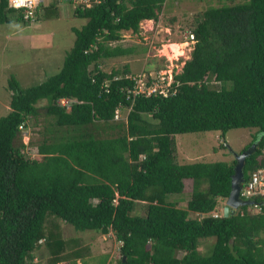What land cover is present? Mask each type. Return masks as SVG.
Returning <instances> with one entry per match:
<instances>
[{
	"label": "trees",
	"instance_id": "obj_1",
	"mask_svg": "<svg viewBox=\"0 0 264 264\" xmlns=\"http://www.w3.org/2000/svg\"><path fill=\"white\" fill-rule=\"evenodd\" d=\"M167 2L74 7L88 22L73 28L58 73L27 89L9 79L10 110L0 118V264H87L90 248L65 239L64 222L113 232L115 264H264V195L253 197L254 213L242 205L215 216L231 192L235 157L180 163L176 143L182 133L256 128L240 151L256 142L243 183L264 165V0L209 6L190 31L195 43L174 74L175 92L134 97L128 66L107 72L99 62L133 53L112 43L125 31L139 33L142 21H158ZM59 6L40 8L37 21L59 17ZM15 21L31 23L0 0V25ZM63 98L73 100L69 112ZM29 125L39 139L26 145L21 133ZM185 180L193 186L183 207ZM138 202L147 203L145 214Z\"/></svg>",
	"mask_w": 264,
	"mask_h": 264
},
{
	"label": "rangeland",
	"instance_id": "obj_2",
	"mask_svg": "<svg viewBox=\"0 0 264 264\" xmlns=\"http://www.w3.org/2000/svg\"><path fill=\"white\" fill-rule=\"evenodd\" d=\"M50 2L46 0V4ZM223 3L231 4L232 0H168L158 21H142L139 33L125 31L120 42L112 43V45L135 47L133 53L103 59L99 62L101 68L109 72L112 69L122 71L128 66L129 74L136 75L145 69H148L146 72H155L154 68L161 67L156 72L162 71L169 78L171 74L178 73L184 62L190 58L195 40H190L187 36L195 27L197 17L209 6H218ZM59 7L60 15L53 19L41 16V20L37 23L27 24L15 21L12 24L0 25V118L8 114L10 110L9 79L14 77L23 89H27L58 73L65 53L73 45L75 39L73 28L81 29L88 22L87 18L75 14L70 0H61ZM172 45H181L184 48L179 50L177 56H174L169 48ZM62 100L68 102V107L61 104ZM72 102L73 100L63 98L58 103L66 109V112H69ZM123 113V116H126L127 109ZM123 116H120L121 119ZM37 131L39 128L32 125H29L28 129H23L21 133L23 142L29 145L30 142L34 143L38 140ZM256 131V128H234L225 136L221 131L177 134V161L180 163L231 162L234 159V152L240 153L252 140ZM35 154L34 149L29 153L31 157ZM185 184L187 193L181 196L179 202V206L183 207L186 206L188 192L192 191L193 182L185 180ZM226 201L227 198L219 199V208L216 212L219 215L224 213ZM137 204L138 211L142 209L141 212L145 214L147 203L138 202ZM257 209L255 206H250L248 211L254 213ZM196 214L191 213L193 216ZM62 226L65 239L81 238L83 247L90 248L91 253L86 259L87 264L116 263L120 255V242L117 241L113 232L104 235L92 230L78 231L66 222L62 223ZM213 241H210V245ZM207 245L203 246V250L208 249ZM41 250L40 252L44 251L42 259L45 260L48 254L44 247ZM77 264H83V262L78 260Z\"/></svg>",
	"mask_w": 264,
	"mask_h": 264
},
{
	"label": "built area",
	"instance_id": "obj_3",
	"mask_svg": "<svg viewBox=\"0 0 264 264\" xmlns=\"http://www.w3.org/2000/svg\"><path fill=\"white\" fill-rule=\"evenodd\" d=\"M50 3L46 4V0H23L20 6L17 7L15 3H10L8 0L9 8L19 10L24 14L25 21H31L34 23L37 21V16H39V9L45 6H49L53 2H60L61 0H50ZM73 2V6L76 8L79 5L92 6L95 3H100L102 0H70ZM19 2V0H17ZM194 35L191 33L189 38L193 40ZM127 77L134 81V87H132L133 96L136 97L143 94L144 97L155 96L157 94H162L167 96L169 93H174L175 90L171 89V84L174 81V74L171 76L158 72H146L142 71L136 75L128 74ZM62 105L68 107V102L65 100L61 101ZM128 110V109H127ZM116 118H119L118 112H116ZM264 195V165L258 167L250 173V178L247 182L242 184L240 190V196L243 199H253L254 196Z\"/></svg>",
	"mask_w": 264,
	"mask_h": 264
},
{
	"label": "water",
	"instance_id": "obj_4",
	"mask_svg": "<svg viewBox=\"0 0 264 264\" xmlns=\"http://www.w3.org/2000/svg\"><path fill=\"white\" fill-rule=\"evenodd\" d=\"M256 148V142H253L249 148L242 151L241 153L234 152L236 163L234 165V174L231 179V192L227 197L226 205L224 207V215L229 216L231 209H238L242 205H259L260 202L251 199H242L240 197V189L244 181L243 165L246 156L254 153ZM232 150V149H231Z\"/></svg>",
	"mask_w": 264,
	"mask_h": 264
},
{
	"label": "clouds",
	"instance_id": "obj_5",
	"mask_svg": "<svg viewBox=\"0 0 264 264\" xmlns=\"http://www.w3.org/2000/svg\"><path fill=\"white\" fill-rule=\"evenodd\" d=\"M36 2V0H33V3H35ZM10 3H15L16 4V6L17 7H19L20 6V3H23V0H19V2H17V0H10ZM51 5V4H50ZM147 20H151V19H147ZM125 33V32H124ZM144 71H146V70H144ZM156 71V70H155ZM149 72V71H148ZM61 100V99H60ZM59 100V101H60ZM58 101V102H59ZM243 184V183H242ZM242 187V186H241ZM241 190V189H240ZM241 197V196H240ZM242 198V197H241ZM243 199V198H242ZM245 200V199H244ZM251 200H254V199H251ZM260 205V204H259ZM259 205H257V204H254V205H250V206H259ZM223 211H224V209H223ZM217 211H213V213H214V215L215 216H219V214L218 213H216ZM224 214V213H223Z\"/></svg>",
	"mask_w": 264,
	"mask_h": 264
},
{
	"label": "bare ground",
	"instance_id": "obj_6",
	"mask_svg": "<svg viewBox=\"0 0 264 264\" xmlns=\"http://www.w3.org/2000/svg\"><path fill=\"white\" fill-rule=\"evenodd\" d=\"M169 48L172 50L174 56H177L179 50L182 49V48H184V46H181V45H172V46L169 47ZM169 48H168V51L170 52ZM168 54H169V53H168ZM170 59H171V58H170Z\"/></svg>",
	"mask_w": 264,
	"mask_h": 264
},
{
	"label": "crops",
	"instance_id": "obj_7",
	"mask_svg": "<svg viewBox=\"0 0 264 264\" xmlns=\"http://www.w3.org/2000/svg\"><path fill=\"white\" fill-rule=\"evenodd\" d=\"M147 21H152V20H147Z\"/></svg>",
	"mask_w": 264,
	"mask_h": 264
}]
</instances>
